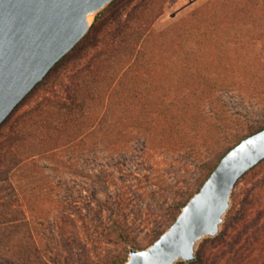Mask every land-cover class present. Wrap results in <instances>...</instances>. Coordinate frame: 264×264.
<instances>
[{"label":"trees","instance_id":"16d2710c","mask_svg":"<svg viewBox=\"0 0 264 264\" xmlns=\"http://www.w3.org/2000/svg\"><path fill=\"white\" fill-rule=\"evenodd\" d=\"M175 1L113 2L97 16L88 36L0 127V168H6L0 173V264H94L83 232L86 222L67 213L59 216L60 243L52 246L15 202L24 201L22 173H37L43 158L62 152L80 150L85 155L98 133L104 139L110 134L111 115L125 117L130 107L138 109L144 102L146 113L136 123L162 143L176 145L190 135L211 142L223 130V144L208 163L207 179L234 146L264 129V121L237 117L219 96L225 90L264 89V54L257 56L258 67L247 64L236 72L230 64L245 61L229 56L221 42L229 32L236 38L247 35L251 25L263 35L264 0H210L158 32L156 21ZM180 84L190 87V97L183 101L172 96ZM39 94L40 101L24 110ZM243 180L245 187L234 191L220 234L200 244L195 261L177 264H264V161ZM8 189L10 199L2 195ZM184 206H176L175 217ZM106 224L100 219L99 229ZM123 237L121 253L109 264L128 260L137 240Z\"/></svg>","mask_w":264,"mask_h":264},{"label":"rangeland","instance_id":"374dc122","mask_svg":"<svg viewBox=\"0 0 264 264\" xmlns=\"http://www.w3.org/2000/svg\"><path fill=\"white\" fill-rule=\"evenodd\" d=\"M208 1L176 0L166 7L155 29L158 32L168 29ZM255 28L251 25L246 29L247 35L237 38L230 36V32L223 36L221 42L229 50V56L245 61L242 65L230 64V70L242 72L247 64L259 66L257 56L264 54V34H258ZM188 66L190 73V62ZM179 86L172 96L186 100L190 97V87ZM247 91L225 90L219 96L232 113L239 114L237 117L264 121V89ZM41 95L24 110L35 106ZM129 109L125 117L111 115L110 134L104 139L98 133L85 155L73 150L45 157L37 173L25 172L20 177L25 194L21 204L15 202L16 209L31 216L45 243L52 246L60 243L59 216L67 213L83 225L86 222L83 232L92 248L94 264H109L120 254L123 236L137 240L130 249H145L159 239L158 233L167 231L176 221V206L186 205L201 190L207 180L208 163L223 144V130L212 135L211 142L190 135L182 145L162 143L136 123L146 113L144 102H139L138 109L133 106ZM5 169L0 168V173ZM245 184L244 180L238 183L235 191H241ZM11 193V189L3 190L2 195L10 199ZM100 219L107 223L102 229H99ZM53 258L61 260L57 254Z\"/></svg>","mask_w":264,"mask_h":264},{"label":"water","instance_id":"95a60500","mask_svg":"<svg viewBox=\"0 0 264 264\" xmlns=\"http://www.w3.org/2000/svg\"><path fill=\"white\" fill-rule=\"evenodd\" d=\"M115 1L0 0V127ZM263 161L264 129L234 146L172 226L151 246L132 247L124 264L195 261L200 244L222 231L240 180Z\"/></svg>","mask_w":264,"mask_h":264},{"label":"bare ground","instance_id":"6f19581e","mask_svg":"<svg viewBox=\"0 0 264 264\" xmlns=\"http://www.w3.org/2000/svg\"><path fill=\"white\" fill-rule=\"evenodd\" d=\"M90 20H91V22H93V20H94V16H91V17H90Z\"/></svg>","mask_w":264,"mask_h":264}]
</instances>
